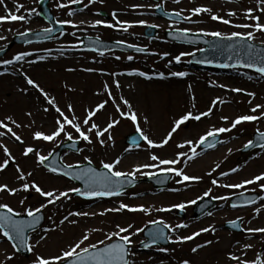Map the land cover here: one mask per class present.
Masks as SVG:
<instances>
[{"label": "rangeland", "instance_id": "rangeland-1", "mask_svg": "<svg viewBox=\"0 0 264 264\" xmlns=\"http://www.w3.org/2000/svg\"><path fill=\"white\" fill-rule=\"evenodd\" d=\"M41 0H4V4L0 5V16H5L8 12L15 14V5L23 4L24 9L19 14L27 15L31 9H36L29 17L27 23L12 22L0 25V35L7 37V40H0V48L6 49L13 37H18L20 32L29 31L38 32L44 28H49L50 24L40 15L39 3ZM69 3V0H50V8L54 13L57 21L70 20L80 25V28H72L69 24H65L66 31L58 33L50 41L38 42L32 44H16L8 51L0 56V63L3 60L13 59L15 55L21 52H32L33 56L27 57V60H35L36 63L23 64V71L37 81L51 96L56 97L59 106L64 109L66 103H72L75 113L83 119L85 109L95 106L97 103L108 99L104 91L105 82L108 88L112 90L114 96L123 95L128 99L138 116L141 117V128L151 139L159 142L170 131L175 119L184 115L188 111L193 114H199L208 111L212 102L219 98L224 103L217 104L213 109L210 117H203L200 121H189L186 125H182L181 129L173 136V140L169 145L161 149H148L146 142L141 141L139 147L129 146L126 143V137L130 133L135 132L134 126L130 121L122 120L121 124L113 130L115 145L109 147H100L98 144L88 145L81 141V149L79 153L64 151L62 160L66 164H83L85 156L91 157L93 164L101 167L100 161L111 162L116 157H123L122 162L118 165L117 170L130 172L136 166L146 163H152L149 159L150 155L156 154L164 159H173L177 157L179 152H190V147L183 149L177 148L176 145L193 141L195 146L199 138L205 135L212 128L229 127L232 120L241 115H261L264 110L257 113H251L250 109L257 104H264V77L258 73H254L245 69H227L226 71H211L199 68L192 64V56H183L180 63H176L174 58L185 52H196L202 49V46L182 45L169 41L165 37V32L172 29H188L190 32L200 34L201 32L220 31L225 34L232 32H247L251 29L235 28L231 25H225L218 21H213L208 13L194 16V23L187 21L180 23L174 22L155 15L157 4H162L168 11L179 12L183 10L182 15H190V10L196 7H208L212 9V14L219 15L224 19H229L232 24L253 23V21L245 19V12L253 9V15L260 17V22L264 24V13L260 12L258 0H181L179 4L173 0H160L154 3L151 0H96L91 3L90 0H83V9L76 12L73 5L70 8H59L58 4ZM6 5L7 7L5 8ZM101 10H105L110 15V19H106L100 14ZM73 11L74 15L69 16L67 13ZM234 11L236 16L230 17L228 12ZM116 13L113 18L112 13ZM127 21L134 26L129 28L127 32L119 29V26L107 28L103 25L92 28L88 25L100 20L105 24H115L116 20ZM84 23H81V22ZM139 21H145L146 25H140ZM147 25H157L159 34L154 40H150L144 36ZM11 29V31H8ZM76 35L73 36L72 33ZM98 37L104 40H117L124 43L134 44L148 47V53H123L108 52L103 56L99 53L83 52L81 43L83 37ZM210 37V36H207ZM261 44V37L257 34L254 41ZM79 45V48L73 49L69 46ZM51 49V52L48 50ZM63 50V54H61ZM168 55H165V54ZM132 56V60H128V56ZM46 57L40 60L39 57ZM119 56L120 59H115ZM171 62V63H170ZM20 64L0 66V119L12 116L21 123L22 127L14 128L25 144L21 145L13 139L0 137V143L5 144L12 155L15 157L22 170L27 173L33 172L30 180H34L44 190L65 191L70 187H79V185L66 177L58 176L47 172L44 168H38L35 164L34 157H24L22 152L25 146H38L42 154L47 155L49 152L55 151L58 147L56 143L37 142L32 139L34 131L49 132L54 125L56 113L49 111L45 114L42 108L46 106L43 97H40L36 90L31 89L25 82L22 75L15 71ZM75 69V71H67V69ZM93 68L97 71L87 72L84 69ZM134 70L143 71L149 75H153L152 80L144 77L128 76V75H110L115 73H128ZM174 71H184L189 73L185 78L172 77L170 74ZM101 73H106L102 75ZM159 73H164L165 79L155 78ZM172 78H168V76ZM251 77V79H249ZM114 80H119L121 88L117 90ZM67 84L69 88L76 91H68L64 87ZM217 85H224L221 88ZM189 86H191L189 88ZM27 89V94L19 91V89ZM240 88L244 92H232L230 89ZM101 92L103 95H96ZM246 92L255 93V98L246 95ZM39 97V99H38ZM192 97H195L193 100ZM251 100V104L249 103ZM119 103L120 101L117 100ZM193 104L195 105L193 107ZM122 110L124 106L121 104ZM31 112L32 116L28 117L25 113ZM36 112V113H35ZM147 115L149 123L143 122V116ZM221 117H228V123H225ZM110 118L119 119L115 113V108L111 102L103 110L102 114H98L95 122L101 126H106ZM34 121V123H33ZM30 125V126H26ZM256 128L264 131V120L255 123H244L238 125L232 132L220 134L223 143L218 145L207 153H201L199 147L197 152L199 156L193 161H189L185 167L184 162L175 165L177 168L184 167L185 172L190 176L201 177L199 182H190L178 184L179 179L174 174L172 181L165 191L158 193L151 183L143 182L124 192L123 195L111 199L88 201L73 194L71 200H63L57 202L56 206L50 205L44 209L46 220L43 226L36 232L31 234V242L33 244L39 239L40 235H44L41 230L44 228H56L59 221L63 219L69 212L84 211L88 213H100L107 208L118 207L120 203L130 206H140L153 209L152 214L129 213L127 211L121 213L109 212L105 216H89V217H70L76 220V224L65 223L56 228V231L47 233V239L35 249V253H30L28 257H23L19 253L15 255L12 261L7 264H32L35 254L44 256H52L67 245L80 238L83 233L90 232L91 239L87 243L98 242L105 239L104 233L115 230V225L127 226L132 224L135 228L147 227L149 221L154 219H162L173 227L177 224H187V228L178 229L176 234L171 233L172 240L176 239V235L187 236L200 231L203 228L215 226V233H202L192 241L184 244L172 243L168 247L153 246L147 251H141L139 241L144 240L143 233L133 237L136 242L133 250L136 252L134 259L137 264H182L187 259L191 264H234L227 259L230 252L236 251L239 255V247L244 243L253 244V250L249 251L248 259L255 258L256 253L263 251L264 239L260 234L256 237L249 238L246 232L234 233L229 231L225 225L230 220L242 217L241 226L244 229L249 227H264V200H260L264 196V192L260 191L257 185H248L245 189H230L214 186L211 181L217 180L218 184H235L246 179L253 178L256 175L264 173V149L260 147L247 153L241 154V150L249 140H253V134ZM62 139V138H61ZM129 149V151H125ZM231 149V153H229ZM6 157L0 149V162ZM217 165L219 167L217 168ZM233 168L239 171L232 172ZM144 171H157L155 169H144ZM229 172L230 175H221ZM211 173V175H208ZM16 171L13 164L9 168L0 173V183H8L10 186H17L15 179ZM136 179L146 180L147 176L137 173ZM261 183H264L262 181ZM179 189V191H173ZM211 189L212 196L234 197L240 193H259L258 203L248 207L247 209L233 210L230 207V201L226 202L214 199L216 204L201 219L193 216L196 204H189L185 208L186 215L181 217L177 211L173 209L171 212H157L156 208L170 207L174 204L188 203L191 200H197L204 192ZM255 189V191H251ZM27 195L29 199L26 201L25 207H36L43 202L42 197L34 192L19 193L16 197L6 194H0V203H8L16 210H22L19 200ZM200 201V200H198ZM260 208V214L256 215L255 209ZM49 217L52 219L50 220ZM255 217V218H254ZM55 221V223H53ZM93 228H101L102 232H91ZM57 240L62 243L58 245ZM212 240L213 243L198 252L192 253L191 248L206 241ZM218 241V242H217ZM237 241L240 242L237 245ZM159 248H166L168 252H160ZM174 250V251H173ZM13 252L10 244L6 240L0 239V261H4L6 255Z\"/></svg>", "mask_w": 264, "mask_h": 264}, {"label": "snow or ice", "instance_id": "snow-or-ice-1", "mask_svg": "<svg viewBox=\"0 0 264 264\" xmlns=\"http://www.w3.org/2000/svg\"><path fill=\"white\" fill-rule=\"evenodd\" d=\"M91 3H96V0H90ZM174 3L179 4L181 0H173ZM229 2H233V0H229ZM83 0H69V3H60L58 4L59 8H70L73 4H81ZM259 5H264V0H258ZM4 4V0H0V5ZM5 8L7 7L4 5ZM157 8L161 6L159 4L156 5ZM25 6L23 4L15 5V14L13 12H8L5 16H0V25L4 23H12V22H23L27 23L29 21V17L33 12H36V9H31L27 12V15L19 14ZM260 12L264 13V7H259ZM183 10L179 12H173L171 15L176 17H182V21H187L189 23H194L193 17L199 16L204 13H208L211 16L213 21H218L225 25H231L235 28L242 29H251L247 32H232L231 34H225L220 31H212V32H201L200 34L203 36H210L216 38L219 41H242L243 43L238 46L235 43L220 46L216 45L221 51H227L229 55L227 56L228 60L233 59V53L243 52V55H237L235 63H222L216 65L220 68H246L252 69L256 73H258L261 77H264V24L260 22V17L253 15V9H248L244 16L245 19L253 21V23H243V24H232V21L229 19H224L223 17L212 14V9L208 7H196L190 10V15L183 16ZM69 16L74 15L73 11H69L67 13ZM166 15H168L166 13ZM228 16L234 17L237 15L236 12L230 11L227 13ZM113 18L116 17V13H112ZM58 23L69 24L72 28H80V25L73 23L70 20L66 21H58ZM81 23H84L83 21ZM140 25H146L145 21H139ZM100 25H103L107 28H113L117 25L119 29L127 32L129 28H132L134 25L127 21L116 20L115 24H105L103 21L97 20L93 24L88 25L89 27L95 28ZM148 27L155 28L157 25H147ZM170 30H172V26H170ZM11 31V29H8ZM30 31V30H29ZM29 31L18 33L20 36L27 37L29 35ZM176 34V39L182 40L184 42L194 44L197 43L196 40L188 39L189 31L188 29H174ZM43 32L45 34H49L53 32L52 28H44ZM257 34L261 37V47H257L254 43L257 39ZM73 36L76 35L75 32L72 33ZM91 39V38H90ZM0 40H7V37L0 35ZM98 42L94 41V43ZM28 43H32L31 40ZM117 43H124L123 41H117ZM204 43H208V41H204ZM73 49L79 48V45H71L69 46ZM129 48H135L137 52H145L146 49L135 46V45H127ZM91 51H98V49L93 48ZM4 51V49L0 48V52ZM51 52V49L48 50ZM199 52H204L206 49H197ZM61 54H63V50H61ZM105 53L103 51L99 52V55L103 56ZM32 52H21L14 56L13 59L3 60L0 63V66H9L20 64V67L15 69L20 75H22L25 79V82L31 89L36 90L39 93L40 97H43V100L46 102V106L42 108V111L47 114L49 111H54L56 113V117L54 119L53 128L45 133L43 131H34L32 134V139L37 142H49L56 143L57 147L61 143L71 142L68 144V147L74 148L75 145L79 144L80 141H84L88 145L98 144L100 147H109L115 145L113 130L121 124L122 120L130 121L134 126V130L139 134V137L142 141L146 142L148 149H161L165 146L169 145V142L173 140L174 134L177 133L178 130L181 129L182 125H186L189 121H200L203 117H210L212 115L213 109L216 108L217 104L224 103L225 101L217 98L212 102L208 111L193 114L191 111H188L184 115L180 116L178 119H175L173 125L171 126L170 131L167 133L165 137H163L159 142L151 139L143 129L141 128L140 119L137 112L134 110L132 103L126 99L122 94L114 96L112 90L108 88L107 83L105 82L104 91L107 94L108 99L103 100L102 102L97 103L95 106H90L85 109V114L83 119L78 117L75 113L74 106L72 103H66L64 109L59 106V103L56 97L51 96L49 92H47L41 85L29 77L23 71V64L26 62L28 64L36 63L35 60H27V57L33 56ZM165 55H168L167 53ZM195 56L196 52H185L177 55L174 60L178 64L181 62L183 56ZM246 57V58H245ZM40 60L46 59V57H39ZM115 59L119 60L120 57L116 56ZM128 60H132L133 57L130 55L127 57ZM197 63H211L209 60H197ZM171 63V62H170ZM67 71H75V69H67ZM87 72H95L96 69L88 68L84 69ZM4 72H0V75H4ZM102 75L106 73H101ZM110 75H128V76H139L144 77L147 80H152L153 75H149L143 71L134 70L128 73H115ZM172 77L185 78L189 75V73L184 71H174L170 74ZM155 78L165 79L164 73H159ZM251 79V77H249ZM114 85L117 90L121 88L119 80H114ZM221 88L225 87L224 85H217ZM68 91L75 92L74 88H69L67 84L64 85ZM191 86H189L190 88ZM19 91L27 94V89L21 88ZM232 92L241 93L244 92L243 89L233 88L230 89ZM104 93L98 92L96 95H103ZM246 95L249 97L255 98V93L246 92ZM39 99V97H38ZM194 100L195 97H192ZM117 100L120 102L118 103ZM111 102L112 106L115 108V113L118 115L117 118H110L106 123V126H101L95 122L98 119V114H102L103 110L106 109V106ZM251 100L249 103L251 104ZM121 104L124 106L122 110ZM195 105L193 104V107ZM264 110V104H257L256 106L250 109L251 113H257L258 111ZM26 116L31 117L32 113H25ZM143 122L145 124L149 123V118L147 115L143 116ZM221 119L228 123V117H221ZM264 120V114L261 115H241L231 121L229 127H219L212 128L205 135L201 136L199 140L196 142L195 146L193 145V141H187L186 143L176 145L177 148L183 149L185 147H190V152H179L176 158L173 159H164L156 154L150 155L149 159L152 163H146L143 165L136 166L132 171L125 172L117 170L118 165L121 164L123 157H116L111 162H105L103 160L100 161V165L102 170H98L96 167L92 166L93 161L91 157L85 156L84 161L86 164H56L55 162H50V158L53 153L49 152L47 155L42 154L40 148L38 146H25L22 152V156L24 157H34L35 164L38 168H44L47 172L66 177L69 180L80 181L82 182V187H70L65 191L59 190H44L40 185H38L34 180H30L33 176L32 171H28L25 173L24 170L21 169L20 165L16 163L15 157L12 155V152L9 148L0 143V149H2L4 156L6 157L2 162H0V173H4L10 164L15 166L16 176L15 179L18 182L17 186H10L8 183H0V194H6L11 197H16L19 193H30L34 192L38 194L40 197L44 198L43 202L36 207H25L26 201L29 199L27 195L23 196L19 200V204L22 210L14 209L8 203H0V239L6 240L13 252L11 255H6L4 261H0V264H7L8 261H12L15 258V255L20 253L22 250L27 251L29 253H35V249L39 247L41 242L45 241L47 237V233L56 231V228L64 225L66 222L70 224H76V220L70 219V217H89L91 216H105L109 212L121 213V212H129V213H144L145 215H151L153 209L145 207L143 205L140 206H130L125 203H120L118 207L107 208L103 212L100 213H88L84 211L77 212H69L67 215L63 217L59 221V224L56 225V228H44L41 231L45 233L44 235H40L39 239L35 244L31 242L32 238L29 233H36L39 229L41 221L44 219V209L48 208L50 205L56 206L57 202L63 201L65 199L71 200L72 195L83 197L85 199H94V198H105V197H117L124 194L125 184H133L134 180L139 173L142 176H147L151 178L152 176H157L160 174H174L175 177L179 179L176 181L178 184H185L190 182H199L202 178L197 176L188 175L184 167L177 168L175 165L181 164V161L184 162L185 167L189 161H193L200 155L197 152V148L203 145H207L208 148H215L217 146L216 139L220 134L232 132L237 128L238 125H242L244 123H255L257 121ZM34 123V121H33ZM30 126V125H26ZM21 123H18L16 119L12 116H7L4 119H0V137H7L9 139H13L15 142H19L21 145L25 144L24 139H22L21 135H19L14 128H21ZM256 133L259 136V147L264 149V131H260L259 128H256ZM62 138V139H61ZM210 138H212L210 140ZM133 143L139 147V144L135 140ZM256 143L253 140H249L247 144H245V148H254L256 147ZM77 151H83V149H76ZM125 151H129V149H125ZM229 153H231V149H229ZM48 162V163H46ZM219 165H217V168ZM144 169H155L157 171H144ZM239 171L238 168H233L232 172ZM211 175V173H208ZM221 175L228 176L229 172H224ZM131 178V179H129ZM264 173L260 175H256L253 178L246 179L240 183H229V184H218L216 179H213L211 183L217 187H224L230 189H245L248 185H257L260 191L264 192ZM173 191H179V189H173ZM251 191H255V189H251ZM241 196L244 193H240ZM212 192L211 189L204 192L203 195L198 197L197 200H191L187 204L179 203L174 204L170 207H161L156 208L157 212H171L173 209H179L181 212L185 210V208L189 204H197L198 200H203L205 197H211ZM213 199H219L223 201H230L231 197L229 196H219L212 197ZM260 200H264V196L260 197ZM258 203V201L253 199H246L243 204H237L235 202L230 204L232 208H240L247 207L253 204ZM261 209L258 207L255 209L256 215L260 214ZM211 215V213H208ZM27 217L25 219L24 217ZM255 218V217H254ZM51 220L52 218L49 217ZM242 220L243 218H239ZM55 223V221H53ZM150 224L156 226V230L153 232H149L148 235L151 237V242L147 243L145 240L139 241V246L142 248L148 249L152 248L160 240H168L175 244H184L188 241L194 240L196 237L201 236L202 233H215V226L206 227L193 233L192 235L187 236H179L176 235V239L172 240L171 236L168 235V232L172 234H176L178 229L187 228V224H177L174 227L170 224H167L162 219H154L149 221ZM233 228H240V224L238 221H229ZM144 227L135 228L134 225L128 224L127 226H121L120 224L115 225V230L104 233L105 239H101L98 242L87 243L91 239L90 232H85L82 236L72 242H70L67 247L59 250L57 254L52 256H44L41 254H35V259L32 264H137V261L134 259L136 256V252L133 250V245L136 243L133 240V237L138 236L140 233L145 231ZM167 230V231H166ZM91 232H102L101 228H93L90 230ZM249 238L256 237L260 234L261 238L264 239V227H249L247 229H243ZM218 242V241H217ZM212 240L206 241L204 244H199L196 247L191 248L192 253H196L199 249L206 247L207 245L212 244ZM240 242L237 241V245ZM253 250V244L244 243L239 247L240 254L238 255L236 251L230 252L227 255V259L230 262H234V264H264V251L256 253L255 258L248 259L249 251ZM160 252H168L169 250L166 248H159ZM174 251V250H173ZM182 264H191V262L187 259L182 261Z\"/></svg>", "mask_w": 264, "mask_h": 264}, {"label": "water", "instance_id": "water-1", "mask_svg": "<svg viewBox=\"0 0 264 264\" xmlns=\"http://www.w3.org/2000/svg\"><path fill=\"white\" fill-rule=\"evenodd\" d=\"M48 3L49 0H43L41 2V15L49 22L52 23L53 25V32L49 33V34H45L44 32H37V33H33V34H29L27 37L24 36H16L14 42L12 43H28L29 40H31L32 42H38V41H43V40H48L50 39L55 33H57L60 30H63L65 27L64 25L58 24L53 16V14L51 13V10L48 8ZM158 14L168 17V18H174V19H179L182 20V17H176L173 16L169 13H167L168 15H166V12L164 11L163 7H160L157 9ZM156 28H152L149 27L146 30V36L148 37H154L156 35ZM167 37L173 40H176L180 43H187L184 42L182 40H178L176 39V34L175 31H169L167 32ZM188 39H192V40H196L197 43H194L193 45H199V44H203L205 45L206 51L201 52L199 55L194 56L193 57V61L196 62L197 60H209L212 61L211 63H201L203 65H208V66H216L218 64H222V63H235L236 62V58L237 55H243V52H236L233 53V59L232 60H228L227 56L229 55V53L227 51H221L219 48L216 47V45H220L221 47L224 45H228V44H232L235 43L238 48L239 45L242 44V41H219L216 38H212V39H207L204 36L201 35H195V34H188ZM204 41H208V43H204ZM97 43V42H96ZM103 45L105 47L100 46ZM257 47H261L260 45H257ZM84 48L85 49H93L96 48L98 50H109V49H122V50H135V48H129L126 45L123 44H118V43H103V42H99V44H94L93 40L91 39H85V44H84ZM246 58V57H245ZM216 139V143L219 140V137L215 138ZM133 140H137L138 143L141 141L140 137L138 135L136 136H132V138L129 137L128 142H133ZM254 142L256 143V145H259L260 140H259V136L256 135ZM71 143V142H70ZM70 143H65L63 144L60 149L54 153L52 155V157L50 158V162H55L57 165L61 163V152L66 149V148H70L68 147V144ZM75 151H77L76 149H79V144L75 145L74 148H71ZM253 148H248L245 149L244 151H249ZM48 163V162H46ZM150 181L155 182L156 186H160L157 184L156 179H149ZM170 180V177L167 178L166 183ZM80 182V181H79ZM165 182V181H164ZM82 184V182H80ZM134 184H136V182H134ZM167 184H164L160 187H165ZM133 186V184H125V189L129 188ZM255 198L256 200L259 198L258 194H253V195H247L244 194L243 196H239L237 198H234L233 201L236 203H241L243 204L244 201L246 199H253ZM214 203L213 200H204L203 202H201L199 204V206L196 209V216L201 217L203 212L207 209V207L211 206ZM25 219H27V217H24ZM44 219L41 221V224L43 223ZM40 224V225H41ZM233 228V227H232ZM156 230V226L152 225L151 227H149L146 231H145V236L149 238V241L147 243L151 242V237L148 235L149 232H153ZM233 230H236L233 228ZM167 231V230H166ZM156 244H163V245H168L169 241L168 240H160L158 241ZM21 253H23L24 255H28L29 252L22 250Z\"/></svg>", "mask_w": 264, "mask_h": 264}, {"label": "bare ground", "instance_id": "bare-ground-1", "mask_svg": "<svg viewBox=\"0 0 264 264\" xmlns=\"http://www.w3.org/2000/svg\"><path fill=\"white\" fill-rule=\"evenodd\" d=\"M35 113H36V112H35ZM56 243H58V245H60V244L62 243V241H61V240H57Z\"/></svg>", "mask_w": 264, "mask_h": 264}]
</instances>
